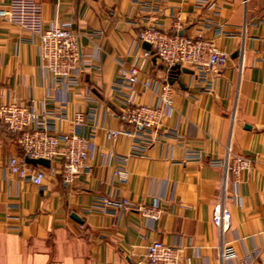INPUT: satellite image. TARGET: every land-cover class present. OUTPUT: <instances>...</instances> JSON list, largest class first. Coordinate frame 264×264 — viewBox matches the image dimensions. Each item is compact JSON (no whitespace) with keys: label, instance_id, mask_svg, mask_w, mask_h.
<instances>
[{"label":"crops","instance_id":"1","mask_svg":"<svg viewBox=\"0 0 264 264\" xmlns=\"http://www.w3.org/2000/svg\"><path fill=\"white\" fill-rule=\"evenodd\" d=\"M39 1L46 25L65 24L78 35L80 85L66 103L54 92L49 96L38 38L0 19V101H41L62 132L75 129L74 114L81 111L90 157L71 185L61 181L59 160L51 163L55 174L50 166L30 164L45 170L41 185L22 180L7 170L11 155L26 162L17 133L0 124V264H144L155 240L181 245L182 264H239L248 253L264 264V0ZM10 2L0 0V7ZM149 25L203 33L229 58L205 81L189 67L168 70L152 56L140 77L170 81L174 111L148 137L129 126L132 135L112 141L105 128L123 126L114 86L120 68L134 60L137 34ZM136 87L135 102L156 101L150 89ZM228 155L254 162L226 179ZM115 168L128 172L126 182L113 177ZM109 192L138 205L159 201L164 212L152 224L136 210L94 209ZM221 199L231 213L224 232L212 219ZM226 245L234 259L220 258Z\"/></svg>","mask_w":264,"mask_h":264},{"label":"built area","instance_id":"2","mask_svg":"<svg viewBox=\"0 0 264 264\" xmlns=\"http://www.w3.org/2000/svg\"><path fill=\"white\" fill-rule=\"evenodd\" d=\"M200 4L199 1L197 5ZM0 19L26 29L31 33L33 41L38 38L40 64L50 81L48 95L51 96L54 92L55 96H60L63 103L68 102L73 90L80 85L83 71L82 52L77 33L65 24L46 25L42 18V4L39 0H11L8 7H0ZM144 43H149L150 49L143 48ZM154 55L168 70L177 65L186 66L193 69L205 81L209 79L210 74L224 66L229 58L228 52L219 48L213 39L203 33L188 36L178 31H162L156 25L147 26L136 36L132 64L130 67L120 68L114 88L121 102L119 118L123 126L119 129L105 128L107 139L114 141L122 134L132 135L133 131L129 126L148 137L173 113L175 98L171 82L140 77V73ZM139 84L153 92L156 96L154 103L135 102L138 93L136 85ZM207 87L211 89L210 82L207 83ZM47 116L44 104L36 99L27 102L0 101V124L8 131L17 133V141L25 158H46L51 163L59 160L61 181L64 185H71L83 174L90 157V141L84 131L85 114L81 111L74 114L72 122L75 129L71 132L56 131ZM145 143L148 144L149 141ZM128 158V155H124L121 160L126 163ZM112 159L111 153L109 161ZM253 162L254 159L251 157L228 155L223 162L226 179L228 176L238 177L248 170ZM50 167L54 174L57 173L54 166L50 165ZM7 170L10 175H16L36 185H41L45 178L44 169L35 170L25 160L13 155L8 159ZM112 175L119 183H124L128 179V172L123 168L113 169ZM111 185L113 186L112 181ZM93 208L102 211L112 210L114 213L136 210L152 224L164 212L159 201L138 205L112 192L101 196ZM212 219L221 231L230 228L231 213L224 200L221 199L215 204ZM182 253L181 245L155 240L146 248L144 264H182ZM235 257L236 253L231 245L221 249L222 260H231ZM238 262L259 264L252 253L238 259ZM188 263H191L190 259Z\"/></svg>","mask_w":264,"mask_h":264},{"label":"water","instance_id":"3","mask_svg":"<svg viewBox=\"0 0 264 264\" xmlns=\"http://www.w3.org/2000/svg\"><path fill=\"white\" fill-rule=\"evenodd\" d=\"M144 47L147 49H150V44L149 43H144ZM177 68H181L180 65H177L175 67H173L171 70H175ZM26 162L32 165H41V166H45V167H49L51 165V162L49 159L46 158H30V157H26Z\"/></svg>","mask_w":264,"mask_h":264}]
</instances>
